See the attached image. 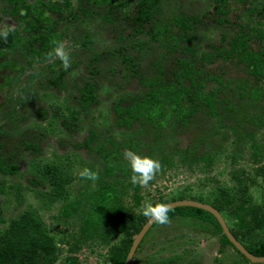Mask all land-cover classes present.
Returning <instances> with one entry per match:
<instances>
[{
  "label": "trees",
  "instance_id": "1",
  "mask_svg": "<svg viewBox=\"0 0 264 264\" xmlns=\"http://www.w3.org/2000/svg\"><path fill=\"white\" fill-rule=\"evenodd\" d=\"M4 1L10 5L12 15L26 24L25 35L15 28L6 41L0 38V69H12L14 74L23 70L14 65L20 61L47 62V53L64 37L63 32L57 31L58 24L73 25L71 39L81 44L85 58L74 61L67 71L57 59L48 67L52 69L54 64H59L60 68L51 77L42 79L43 87L61 91L67 72L82 67V75L77 78L80 81L72 89L73 110L70 117L65 116L61 121L64 130L71 132L79 116L87 117L91 107L98 103L102 80L116 90L124 81L135 80L139 87L135 92H120L113 100V125L91 129L79 144L93 152L94 163L100 165L99 178L94 186L79 188L78 195L71 200L66 190L68 178L55 164L44 165L38 176L27 177L28 184L10 183L9 179L23 177L15 160L20 155L37 154L39 145L26 140L23 133L19 139L22 147L16 141L12 150L7 151L2 138L9 134L0 131V195L12 194L20 203L25 187L41 190L48 186V190L38 193L49 201L64 200L55 218L78 223L68 243L70 255L65 257L66 264H77L78 258L73 253L83 246L96 242L107 246L118 235L120 240L109 247L106 260L109 264H124L134 235L148 220L137 211L146 200L141 187L130 182L132 173L123 157L125 150L158 160L161 169H170L175 161L189 167L199 163L209 167L216 152L223 148V144L215 141L221 129L229 130L232 142L238 145L228 155L230 164L244 158L246 150L252 167L251 171L242 169L232 173L237 185L233 194L221 189V198L214 197L208 203L221 213L232 235L250 253L264 256V194L260 203H253L249 195V188L257 178L264 182V0H213L219 43L214 42V33L206 35L207 43L200 46L193 44L191 38L198 18L183 10L166 18L163 0H78L76 6L71 0H36L33 4L27 0ZM231 3L241 5L233 19L228 16L236 11ZM97 18L118 26L115 41L120 45L97 50L89 42L90 32L77 33L83 20ZM170 59L174 66H167ZM216 60L236 68L237 78H224L225 69L220 68L217 73L207 68V63ZM106 63L108 67L101 69ZM12 79L13 75L8 85ZM48 111L39 110V119L44 120ZM205 124L208 128L202 129ZM193 126L197 136L184 147H173V154L165 155L162 137L168 133L179 137L181 130L188 131ZM113 129L128 135L116 138ZM126 196L132 198L131 203H127ZM180 199L187 197L179 196L171 201ZM168 202L164 198L155 201ZM168 216L169 220L175 217L193 220L200 226L204 224L205 229L209 225L220 235V248L231 246L244 262H249L230 243L209 212L182 206L170 209ZM3 223L0 199V224ZM157 225L153 223L144 237ZM58 256L54 236L35 212L24 210L0 229V264H54ZM153 264L180 263L169 257Z\"/></svg>",
  "mask_w": 264,
  "mask_h": 264
},
{
  "label": "rangeland",
  "instance_id": "2",
  "mask_svg": "<svg viewBox=\"0 0 264 264\" xmlns=\"http://www.w3.org/2000/svg\"><path fill=\"white\" fill-rule=\"evenodd\" d=\"M27 1L33 4L36 0ZM71 2L73 6H76L78 0H71ZM230 6L236 10L228 15L233 19L240 11L241 5L231 3ZM178 10H183L188 15L198 18L191 33L193 44L200 46L204 42L207 43L208 40L205 36L214 35V33L216 34L214 42L219 43L217 36L219 28L214 14L213 0H163V12L166 18L180 13ZM45 15L47 16L46 13ZM52 16L54 19L57 17L56 15ZM25 26V22L19 21L12 15L10 5L1 0L0 29L3 27L18 28L20 34L25 35L23 32ZM72 27L73 25L69 26L63 22L57 26V31L64 33L62 42L66 51L69 52L71 64L85 58L80 51L81 44L73 42L71 39ZM82 30L90 32L89 42L97 50L121 44L115 41L119 34L118 26L103 22L100 18L83 20L80 33L79 31L77 33L81 34ZM174 54H171V57H174ZM1 60L2 57H0ZM20 62L19 65L14 64L18 68H23L18 74H14V70L9 68L0 69V131L9 134L2 138L7 146V151L12 150L16 141L21 148L22 142L19 139L25 133L26 140L37 142L39 152L35 155H18L20 159L15 161H18V167L23 177L9 179V182L28 184L27 177L38 176V170L42 166L55 164L62 175L68 178L66 190L68 198L71 200L78 195L79 188H84L88 184L95 185V181L81 178L79 172L85 167L96 173L100 169L99 163H94L93 152L79 144L83 142L91 129L101 130L113 125L111 110L113 100L120 92H135L139 90V87L135 80L124 81L123 86L116 90L115 87L105 82L106 80H102L98 103L91 107L87 117L80 115L76 128L68 132L63 129L61 121L65 116L70 117V110H73L72 97L75 93L72 89L73 85L80 81L77 78L82 75V67L69 70L65 75V87L61 91H57L43 87L42 79L46 76L51 77L60 68L59 64H54L50 69L48 64H53L54 61L33 62L32 64H26L25 61ZM174 64L171 59L167 62L169 67ZM107 67L106 63L100 68ZM207 68L213 69L217 73H220V68L225 69L224 78L235 79L239 75L236 68L222 63L220 60H216L215 63H207ZM12 75V82L8 85L7 82ZM41 109L49 110L44 120H40L38 117V111ZM207 128L208 124L202 127V129ZM219 131L221 134L215 137V141L216 144H223V148L220 152H216L211 166L205 167L204 163H199L189 167L187 163L183 165L174 160V166L170 169H161L147 187H141V194L146 200L145 202L155 204L158 198H164L171 202V199L185 195L187 199L201 198L205 200L204 203H208L214 197L221 198V189H228L233 194L237 185L231 178L232 173L242 169L250 170L252 164L249 159V151L244 150V158L237 159L235 165H231L228 155L233 152V148H238V145L236 146V143L232 142L229 130L221 129ZM113 133L116 138L128 135L118 129H113ZM180 133L182 135L179 137L172 133L162 137L164 139L161 147L164 148L165 155L173 154V149H175L173 147H184L187 142L197 136L194 126L191 127V130L183 129ZM145 139L148 141L149 137ZM155 153V157L159 156L158 150ZM256 180L255 184L249 188V195L253 203H260L264 194V182L262 178ZM48 189V186H44L41 190L25 187L21 191L22 200L20 203H17L12 194L0 195L5 221L0 224V229H3L13 217L24 210L37 213L49 228V233L54 236L58 246L59 256L54 264H66L65 257L70 255L68 243L72 240V235L76 233L78 223L71 219L63 222V220L55 218L64 200L49 201L38 193ZM126 201L128 204L131 203L132 198L126 196ZM228 219L229 222H232L229 215ZM208 227L205 229L204 224L200 226L193 220L176 217L170 219V223L166 225L158 224L143 237L141 246L134 253L131 264H153L169 257L180 264L187 262L191 264H254L244 262L231 246L226 245L220 248V235L209 225ZM119 240L120 235L107 246H101L98 242L90 243L73 255L78 258L77 264H109L106 260L109 247Z\"/></svg>",
  "mask_w": 264,
  "mask_h": 264
},
{
  "label": "clouds",
  "instance_id": "3",
  "mask_svg": "<svg viewBox=\"0 0 264 264\" xmlns=\"http://www.w3.org/2000/svg\"><path fill=\"white\" fill-rule=\"evenodd\" d=\"M12 30L13 29L9 27H3L0 29V38H3L6 41L10 31ZM47 58L50 61H55L57 59L61 61V67L65 71L71 67L69 52L66 51L65 45L61 41L55 42V47L47 53ZM123 157L128 162L132 173L130 176V182L133 185H139L140 187H147L162 168V165L158 160H154L148 156L138 155L131 150H125ZM79 176L83 179L92 181L99 178L98 173L87 167L83 168L79 172ZM137 211L151 223H157L160 225L170 223L168 216L170 207L167 204L144 202Z\"/></svg>",
  "mask_w": 264,
  "mask_h": 264
},
{
  "label": "water",
  "instance_id": "4",
  "mask_svg": "<svg viewBox=\"0 0 264 264\" xmlns=\"http://www.w3.org/2000/svg\"><path fill=\"white\" fill-rule=\"evenodd\" d=\"M169 205L170 209L175 208V207H182V206H190V207H195L202 209L204 211L209 212L212 214L216 220L218 221L219 225L221 226L222 232L224 235L227 237V239L230 241V243L249 261L254 262V263H264V256H256L250 253L230 232L226 221L224 220L223 216L221 213L215 209L213 206L203 203L200 201L192 200V199H180V200H174L171 202L166 203ZM153 225L150 221H146L145 224L142 226V228L139 230L138 233L134 235L133 242L131 244V247L128 251V254L126 256L124 264H131L133 255L143 239L144 235L146 232L149 230V228Z\"/></svg>",
  "mask_w": 264,
  "mask_h": 264
},
{
  "label": "flooded vegetation",
  "instance_id": "5",
  "mask_svg": "<svg viewBox=\"0 0 264 264\" xmlns=\"http://www.w3.org/2000/svg\"><path fill=\"white\" fill-rule=\"evenodd\" d=\"M192 200H194V199H192ZM196 201H198V200H196ZM201 202V201H200ZM204 203V202H203ZM208 204V203H207ZM225 220V219H224ZM254 255V254H253ZM249 262H251V261H249ZM252 263H254V262H252Z\"/></svg>",
  "mask_w": 264,
  "mask_h": 264
}]
</instances>
